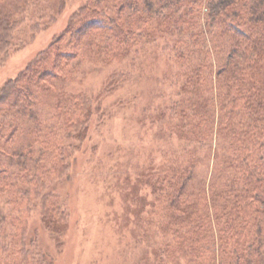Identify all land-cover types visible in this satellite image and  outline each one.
I'll return each instance as SVG.
<instances>
[{
	"label": "trees",
	"instance_id": "1",
	"mask_svg": "<svg viewBox=\"0 0 264 264\" xmlns=\"http://www.w3.org/2000/svg\"><path fill=\"white\" fill-rule=\"evenodd\" d=\"M35 1L0 0V50ZM146 47L169 57L155 124L176 146L141 171L151 197L116 226L123 261L141 249L137 264H264V0H85L0 90V264H54L29 237L34 209L60 249L76 224L73 192L46 191L77 169L92 117L66 85L85 64L135 68Z\"/></svg>",
	"mask_w": 264,
	"mask_h": 264
},
{
	"label": "rangeland",
	"instance_id": "2",
	"mask_svg": "<svg viewBox=\"0 0 264 264\" xmlns=\"http://www.w3.org/2000/svg\"><path fill=\"white\" fill-rule=\"evenodd\" d=\"M83 2L35 1L7 46L0 50V90L66 28ZM153 48L140 51L135 68H130V61L99 68L85 64L78 80L66 85L68 92H84L89 97L92 117L78 151V166L70 160L77 169L74 167L72 175L69 172L46 190L62 198L64 193L73 192L76 224L61 249L42 227L39 208L33 210L29 221L28 233L36 239V253L55 260L54 264H137L141 260V249H131L129 253L126 250L128 261H123L125 236L116 226L132 225L138 209L151 197L141 182V171L154 169L160 162L161 150L176 146L161 138L155 124L162 110L157 108L169 102L172 87L164 80L167 71L162 77L169 57ZM119 73L127 74V81L110 90L109 79Z\"/></svg>",
	"mask_w": 264,
	"mask_h": 264
}]
</instances>
